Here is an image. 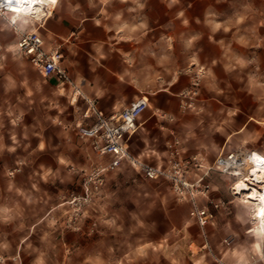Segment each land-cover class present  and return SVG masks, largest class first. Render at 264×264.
<instances>
[{
  "label": "rangeland",
  "instance_id": "374dc122",
  "mask_svg": "<svg viewBox=\"0 0 264 264\" xmlns=\"http://www.w3.org/2000/svg\"><path fill=\"white\" fill-rule=\"evenodd\" d=\"M179 5L183 28L190 26L188 19L199 26L196 18H203L217 22L214 34H220L223 21L229 38L226 69L218 52L206 50L200 57L213 62H197L188 75L176 117H158L170 130L162 134L152 125L144 134L164 153L161 162L173 138L182 158L201 159L203 167L190 173L193 179L221 154L245 149L264 156V0H179ZM205 6L214 13L200 14ZM190 7L196 10L190 13ZM15 38L0 17V264H180L201 258L193 244L200 228L188 215L189 204L166 181L144 179L131 166L102 171L106 161L76 135L87 105L69 84L43 79L16 54ZM142 144L136 142L133 154ZM155 157L142 161L154 165ZM205 180L210 199L223 203L217 216H247V207L232 195V178L210 170Z\"/></svg>",
  "mask_w": 264,
  "mask_h": 264
},
{
  "label": "crops",
  "instance_id": "0c3cea01",
  "mask_svg": "<svg viewBox=\"0 0 264 264\" xmlns=\"http://www.w3.org/2000/svg\"><path fill=\"white\" fill-rule=\"evenodd\" d=\"M195 10L196 7H190L189 12ZM46 13L42 20L23 23L26 26L21 28L15 24L23 22L19 17L13 20L9 16L4 20L8 26L9 21H14L13 26L21 32L36 29L37 22L42 25L37 30L47 47L50 42L59 46L63 55L60 66L83 106L91 102L98 110L109 114L139 98H147L148 107L140 115L138 129L129 140V154L139 161L156 154L154 163L160 164L164 153L157 152L144 134L152 125L158 126L162 134L170 130L158 117H176L182 89L188 75L193 73L189 68L193 58L208 66L212 59L200 56L214 49L220 54L221 68H225L228 62L223 56H227L229 42L228 35H223L226 23H220V34H214L217 22L203 18L195 19L200 21L199 26L188 19L190 26L183 28L179 0L175 3L173 0H108L107 3L104 0H59L53 9H46ZM213 13L211 6L200 10L202 15ZM240 30L238 26V45L242 44ZM190 39H194L193 42ZM15 41L16 38L13 49ZM241 52L242 49L237 48V54ZM151 118L154 119L150 122ZM138 141L143 143L141 151L133 154ZM251 227L247 216H217L212 224L200 228V239L195 237L193 242L201 258L180 264H264V250H257V244L264 249V232L257 233Z\"/></svg>",
  "mask_w": 264,
  "mask_h": 264
},
{
  "label": "built area",
  "instance_id": "2783aa9c",
  "mask_svg": "<svg viewBox=\"0 0 264 264\" xmlns=\"http://www.w3.org/2000/svg\"><path fill=\"white\" fill-rule=\"evenodd\" d=\"M8 12H11V6L0 9V17L4 19ZM37 23L36 29L32 31L19 32L13 29L16 33L15 53L26 58L43 79H56L60 84L70 83L66 72L60 66L63 55L59 46L55 42H50L49 46H46L44 38L37 30L42 25ZM192 84L196 85L195 82ZM73 93L78 94L76 91ZM141 100L144 98H139L128 107L109 114L98 110L93 103L88 102L86 110L80 116V121L75 124L76 135L89 143L91 150L99 159L106 161L101 166L102 171L128 165L140 172L144 179L166 181L175 197L189 204L188 215L199 228L212 224L223 203L214 202L209 197L211 189L205 180L208 171H216L234 180L246 169L249 151L237 149L228 154H221L203 175L193 179H190V173L203 167L202 160L196 156L182 158L179 141L176 138L166 143V158L160 164L150 165L139 162L129 154L128 140L136 133L138 118L148 107L147 103L142 110L131 111ZM124 113L132 117V122ZM200 199L204 200V204H200ZM193 212L196 214L193 215Z\"/></svg>",
  "mask_w": 264,
  "mask_h": 264
},
{
  "label": "bare ground",
  "instance_id": "6f19581e",
  "mask_svg": "<svg viewBox=\"0 0 264 264\" xmlns=\"http://www.w3.org/2000/svg\"><path fill=\"white\" fill-rule=\"evenodd\" d=\"M17 8L16 10H12L11 6V12H8L5 14L4 19L7 20L9 16L13 17V20L17 17L21 18L20 21L23 20L22 24L24 23H33L35 21H40L44 17H46V9H53L54 7L47 6V5H22L17 4L15 5ZM34 9V10H33ZM18 18V19H19ZM14 22V21H13ZM13 22L9 21L10 26L15 30L21 32L19 29H17L15 26H13ZM11 49H13V45L11 46ZM258 154V153H257ZM251 151L249 152V162L244 170V172L237 176L231 185V191L232 194L236 197L238 201H241L245 207H247V216L252 222V230L256 231L257 233H262L261 229L264 228V218H260L259 216H256L255 213L262 207H264V202L260 200V195L264 194V182H258V181H264V170H260V164L255 159H251ZM260 155V154H258ZM260 170L258 177H253L252 175H249L253 171V169ZM245 183L247 184V188L237 189V185Z\"/></svg>",
  "mask_w": 264,
  "mask_h": 264
},
{
  "label": "snow or ice",
  "instance_id": "6c2138e0",
  "mask_svg": "<svg viewBox=\"0 0 264 264\" xmlns=\"http://www.w3.org/2000/svg\"><path fill=\"white\" fill-rule=\"evenodd\" d=\"M105 3L108 2V0H104ZM176 0H173V3H175ZM59 3V0H0V9L2 8H7L9 6H12V10H16L17 8L15 7L16 4H22V5H28V4H32V5H37V4H41V5H47V6H51L54 7ZM34 10V9H33ZM48 14V13H45ZM197 64V61L195 58H193L192 64L189 65V68L192 72L196 71L195 65ZM49 67H51V65H49ZM200 73H205V69L204 67H200ZM201 79H203V76H201ZM102 87V85H101ZM149 103V101L147 100V98H145L144 100H141L139 103L135 104L133 106V108L131 109V111L133 112H138L140 110H142V108ZM124 115L127 116V118L129 119L130 122H132V117L128 116L127 113H124ZM220 119H223L222 117ZM243 130V129H241ZM91 134V133H89ZM40 148L44 149L45 145L43 143L40 144ZM251 159H255L256 161L259 162L260 164V170H264V156L262 155H258L256 152H253L251 155ZM61 163H64V161H61ZM257 169H253V171L251 173H249V175H252L253 177H258L259 176V171ZM258 182H264V181H258ZM247 184L245 183H241L237 185V189H242V188H247ZM260 200L262 202H264V194L260 195ZM196 213L193 212V215H195ZM256 216H259L260 218H264V207L260 208L256 213ZM203 221H201L202 223ZM262 232H264V228L261 229ZM205 247H207V245H205ZM257 250L258 251H262L264 249H262V245L261 244H257Z\"/></svg>",
  "mask_w": 264,
  "mask_h": 264
}]
</instances>
